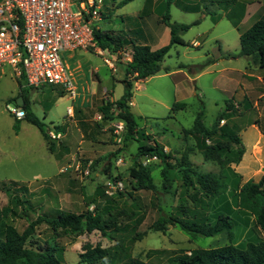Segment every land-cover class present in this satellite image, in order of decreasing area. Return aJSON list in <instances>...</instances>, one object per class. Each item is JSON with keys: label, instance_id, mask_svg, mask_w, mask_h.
Here are the masks:
<instances>
[{"label": "rangeland", "instance_id": "1", "mask_svg": "<svg viewBox=\"0 0 264 264\" xmlns=\"http://www.w3.org/2000/svg\"><path fill=\"white\" fill-rule=\"evenodd\" d=\"M121 1L123 4L127 0H107L99 28L120 35L125 42L124 52L131 53L130 41L145 40L147 29L153 50L168 44V27L162 21L168 0H164L163 12L159 5L154 6V0H128V6L120 11L117 2ZM169 1L172 22L199 24L182 36L187 45L175 46L164 60L168 73L163 71L144 83H134L131 107L137 129L144 137L136 134L127 138L126 126L117 134V125L122 122L115 109L111 110L113 121H105L99 109L115 103L125 92L116 82L124 79L128 63L125 55L108 51L102 54L93 46L78 52L74 62L67 60L78 89L76 106L60 87L31 91L30 97L35 95V100L27 109L40 120L45 119L44 111L59 95H67L44 122L61 129V139L51 142L65 161L60 166L70 167L68 172L58 176V167L47 164L54 157L38 128L22 120V132L15 136L16 122L6 105L16 103L18 81L8 68L0 78V148L4 152L0 156L6 160L2 167L7 176L0 178V209L11 207L19 215L27 213L32 220L38 214L58 211H98L105 219L115 218L107 231L109 237L99 231H85L79 236L61 230L55 233L48 224L39 225L33 240L43 247L46 243L58 245V258L63 264H86L81 255L99 248L107 255L96 264H171L181 251L190 253L264 239L255 217L240 209L238 199L240 188L248 181L260 183L264 179V143L256 142L262 146L258 163L253 161L250 144L256 139L250 125L258 121L264 131V85L259 79L264 78V69L239 56L240 34L264 18V0H195L191 4ZM228 55L237 58H226ZM106 60L115 62L116 71ZM228 100L234 107L232 113L226 111ZM177 103H185L186 109L173 112ZM70 106H75L74 116L64 117ZM200 113L204 127L222 132L212 138L190 132ZM226 129L240 139V144L222 137ZM155 143L169 158L151 163L140 158L138 163H146L151 171L155 190L135 191L131 170L140 147H155ZM91 162L94 168L86 176ZM183 169L193 173L190 181L183 180ZM36 171L41 174L40 180ZM210 173L221 177L220 195L224 198L219 201L201 189L196 180V174ZM14 182L17 184L12 185ZM14 197L25 201L17 206ZM227 205L233 210L231 235L226 232L213 238H193L179 226H169L165 232L151 230L161 215L205 222L214 220ZM4 222L20 233L29 224L26 219L7 218Z\"/></svg>", "mask_w": 264, "mask_h": 264}, {"label": "trees", "instance_id": "2", "mask_svg": "<svg viewBox=\"0 0 264 264\" xmlns=\"http://www.w3.org/2000/svg\"><path fill=\"white\" fill-rule=\"evenodd\" d=\"M127 1L123 3L126 5ZM171 1L166 3L167 12L163 16V23L170 30V43L158 50L153 51L150 46L142 45L134 41H130L132 61L127 63L124 73L125 78L122 83L125 86V92L123 96L115 103H107L102 105L99 109L104 116L105 121H113L114 118L111 115V110L114 108L117 112L119 121L124 123L127 128V138H131L134 135L140 134L141 137L145 135L139 133L137 129L138 124L135 114L132 112V100L134 97V83L147 80L151 77L157 76L163 71L168 73L170 70L163 67V62L175 46H186L187 44L182 39L194 25H198L196 22L192 25L181 24L172 22L170 15ZM95 31V46L102 50H107L112 54H119L124 52L125 42L124 39L114 32H103L102 30L94 29ZM240 57L249 58L254 65L264 69V18L256 21L248 30L240 34ZM226 58L236 59V56L228 55ZM214 64V63H208ZM21 87V95L28 100V94L31 92L28 89L22 88V82L19 81ZM64 97V94L58 96L56 100ZM55 100V102H56ZM54 102V103H55ZM53 103V104H54ZM231 102H226L227 110L231 107ZM24 107L27 117L26 121L36 126L45 140L48 142L49 151H55V144L51 142L47 135L45 125L31 110ZM185 103H177L172 108L173 112L186 109ZM51 109L45 110V117L47 112ZM202 114L200 113L195 121L193 131L195 134H203L207 137H214L221 133L222 129L211 132L202 125ZM14 129L15 132H19L20 121L15 120ZM56 129L61 131L60 127ZM226 133L222 135L223 138H227L235 143L240 144V139L232 135L231 130L226 129ZM240 153L243 155L244 150ZM157 156L158 159L166 162L169 158L163 150L159 148V145L155 143V147L150 145H144L140 147V151L136 158L135 168L131 170V177L135 180L133 188L135 191L140 190H155L151 171L142 163H138L140 158ZM94 167H92L93 169ZM183 174V180L190 181L193 173L189 169L181 170ZM221 177L215 174H196V180L201 189L211 194L216 201H219L223 195H220L221 188L223 186ZM17 184L14 182L12 185ZM264 179L260 183H255L250 180L243 185L238 193L239 207L241 210L250 213L256 219L258 228L264 233ZM239 187L238 185L236 188ZM14 203L20 206L23 201L20 197H14ZM31 211L35 212L33 207L30 206ZM32 213V212H31ZM35 214V213H34ZM233 210L226 206V210L219 212L213 217L214 220H183L174 217H167L161 215L159 219L152 225L151 230L154 232H165L169 226H179L183 232L192 236L193 238H213L220 236L224 233H229L233 229L232 215ZM7 218L12 219H26L28 226L23 233H20L15 227L6 224L4 221ZM0 264H63L58 258V245H52L46 243V245L39 246L37 242L33 240L36 233V229L39 225L46 223L50 226L51 230L55 233L64 231L66 234L79 236L83 232L92 233L99 231L105 236L109 237L107 233L111 228L112 222L115 218H104V215L98 211L86 212L80 214L74 213H62L60 211L55 213H42L38 214L36 219L32 220L27 213L23 212L19 215L11 207H3L0 209ZM107 253L103 249H93L87 251L81 255L82 263L96 264L99 260L105 258ZM130 264H143L142 262L134 261ZM171 264H264V239L250 241L244 245L230 244L218 248L210 249H196L190 253L181 251Z\"/></svg>", "mask_w": 264, "mask_h": 264}, {"label": "built area", "instance_id": "3", "mask_svg": "<svg viewBox=\"0 0 264 264\" xmlns=\"http://www.w3.org/2000/svg\"><path fill=\"white\" fill-rule=\"evenodd\" d=\"M107 0H0V78L10 69L12 75L22 82V88L41 90L60 87L75 101L78 89L67 62L80 50L95 46V31L103 21ZM194 45H197L194 43ZM100 53L107 50L97 48ZM128 63L132 54L122 52ZM116 71L115 62L106 60ZM8 112L17 121L25 120L27 113L15 104L8 103ZM70 118L74 107L67 110ZM124 123L117 125L118 134ZM56 125L46 127L51 141H59L62 132ZM147 163L157 161V156L145 157ZM146 165V163H143ZM79 166L76 171H79ZM70 167L63 169L68 172ZM92 162L86 176H89ZM80 179V176L78 177Z\"/></svg>", "mask_w": 264, "mask_h": 264}, {"label": "crops", "instance_id": "4", "mask_svg": "<svg viewBox=\"0 0 264 264\" xmlns=\"http://www.w3.org/2000/svg\"><path fill=\"white\" fill-rule=\"evenodd\" d=\"M128 1V0H127ZM169 1V0H168ZM185 1H187V3H192V2H194L195 0H185ZM122 2L123 1H121L120 3H118L117 2V5L118 6H121L120 8V11H122V10H124L125 9V7H127L128 6V3L126 4V5H123L122 4ZM153 4H154V6L155 5H159V10H160V12H163V4H164V0H154L153 1ZM189 7V6H188ZM190 8H192V7H190ZM119 8H117V10H118ZM108 17V16H107ZM146 36L147 37H144L145 38V40H141V41H138L137 43H139V44H142V45H147V46H150L151 47V49L153 50V48H152V46H151V44H152V42H153V40H151V35H149V33H150V30H146ZM167 35H168V44L170 43V38H171V35H170V30H169V28H168V30H167V33H166ZM156 39H158V37L156 38ZM168 44H165V46L166 45H168ZM198 46H199V43H196ZM195 46V45H194ZM164 47V46H163ZM162 48V47H161ZM158 50V49H157ZM80 51H84V50H80ZM80 51H77V52H75V53H73L70 57H69V59H70V61H73L74 62V58L76 57V55H77V53L78 52H80ZM153 51H155V50H153ZM124 78H125V75H124ZM152 78V77H151ZM150 79V78H149ZM260 80H261V82L263 83V85H264V78H259ZM17 80V79H16ZM148 80V79H147ZM147 80H144V81H141V82H145V81H147ZM18 81V80H17ZM122 81H123V79L122 80H116V82L117 83H119V85H123V87H124V90H125V86H124V84L122 83ZM115 84L116 83H114V84H112V87H113V90L114 89H116L115 88ZM140 87V86H139ZM46 88V87H45ZM44 89V88H43ZM29 90V89H28ZM17 95L18 96H21V87H20V84H19V82H18V89H17ZM30 91V90H29ZM31 93V92H30ZM30 93L28 94V100H27V102L30 104V105H32L33 104V102H34V100H35V95H34V97H30ZM67 96V95H66ZM66 96H64V97H62V98H59L58 100H56V102L51 106V109L47 112V116L45 117V121L47 120V118L49 117V114L53 111V109H54V107L56 106H58L59 105V103L62 101V100H64L65 98H66ZM123 96V95H122ZM16 97V96H15ZM263 97H264V95H263ZM77 100V99H76ZM75 100V101H76ZM26 101V100H25ZM116 101H118V99H116ZM228 101H230V100H228ZM16 102H17V100H16ZM27 102H26V104H27ZM77 105V101H76V104H75V106ZM75 106H70V107H75ZM227 106V105H226ZM25 107H26V105H25ZM69 107V108H70ZM132 107H134V102H132ZM231 107H232V105H231ZM23 109H24V107H22ZM234 108V107H233ZM233 108H228L229 110H227V107H226V111H227V113H232V111L234 110ZM68 110V109H67ZM44 114H45V111H44ZM66 116H68V114H66L64 117H66ZM74 116V115H73ZM69 117V116H68ZM44 120H41L44 124H45V122H44ZM29 123V122H28ZM30 124V123H29ZM32 125V124H31ZM236 125L237 124H235L234 125V127H236ZM32 126H34V125H32ZM34 127H36V126H34ZM37 128V127H36ZM250 128H252V130H253V132H254V135L256 136V139H255V141L254 142H251L250 144H253V146L251 147V155H253L252 156V158H253V161L255 162V163H258V162H260V157L262 156V143H264V131H263V129H262V127L260 126V124H259V122L258 121H256L254 124H252V125H250ZM39 130V129H38ZM21 132H22V128L20 129V131L18 132V133H16L15 132V136L16 137H18V136H20V134H21ZM39 132H40V130H39ZM41 133V132H40ZM41 135H42V133H41ZM42 137H43V139H44V142H45V144H46V147H47V149H48V151H49V146H48V142L45 140V138H44V136L42 135ZM256 142H259V143H261V145H259L258 146V144L256 143ZM243 145H244V143H243ZM59 146L60 147H62V144H59ZM12 147V146H11ZM244 147H245V149H246V146L244 145ZM64 148V147H63ZM2 148H0V155L2 154ZM50 152V151H49ZM4 153V152H3ZM51 153V156L52 157H54V159H52V160H49V161H47L48 163L47 164H51V165H56V167H58V172H57V175L59 176L60 175V172H62L63 170H61V169H64V167H66L65 165H62L61 164V166H60V162H65L62 158H60L58 155H60L59 154V150H58V148H57V145H55V151L54 152H50ZM246 153H247V149H246ZM246 153H245V155H246ZM260 156V157H259ZM6 160L5 159H1V156H0V178L2 177L3 179L5 178V177H7V176H5V171L3 170V167H2V165H5V162ZM53 169V168H52ZM37 172V171H36ZM37 180H40V178H38V177H41V174H40V172H37ZM56 175V176H57ZM46 180V179H45Z\"/></svg>", "mask_w": 264, "mask_h": 264}, {"label": "water", "instance_id": "5", "mask_svg": "<svg viewBox=\"0 0 264 264\" xmlns=\"http://www.w3.org/2000/svg\"><path fill=\"white\" fill-rule=\"evenodd\" d=\"M17 104L20 107H25L26 101H25V98L22 95L17 98Z\"/></svg>", "mask_w": 264, "mask_h": 264}]
</instances>
